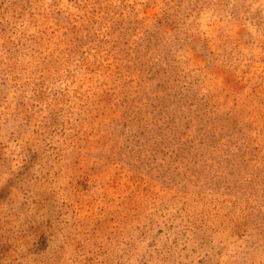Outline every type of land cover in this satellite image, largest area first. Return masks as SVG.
Masks as SVG:
<instances>
[{
  "label": "rangeland",
  "instance_id": "obj_1",
  "mask_svg": "<svg viewBox=\"0 0 264 264\" xmlns=\"http://www.w3.org/2000/svg\"><path fill=\"white\" fill-rule=\"evenodd\" d=\"M0 264H264V0H0Z\"/></svg>",
  "mask_w": 264,
  "mask_h": 264
}]
</instances>
